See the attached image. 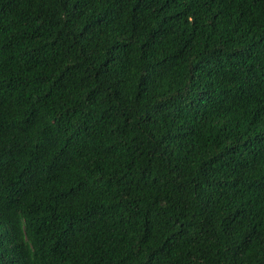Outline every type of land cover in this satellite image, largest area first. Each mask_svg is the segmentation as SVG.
<instances>
[{
  "label": "trees",
  "instance_id": "16d2710c",
  "mask_svg": "<svg viewBox=\"0 0 264 264\" xmlns=\"http://www.w3.org/2000/svg\"><path fill=\"white\" fill-rule=\"evenodd\" d=\"M0 264H264V0H0Z\"/></svg>",
  "mask_w": 264,
  "mask_h": 264
}]
</instances>
